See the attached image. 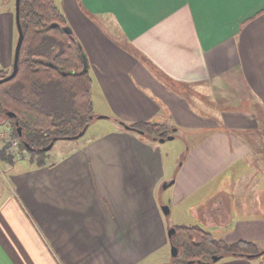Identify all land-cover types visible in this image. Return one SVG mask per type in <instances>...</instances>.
<instances>
[{
  "label": "crops",
  "instance_id": "0c3cea01",
  "mask_svg": "<svg viewBox=\"0 0 264 264\" xmlns=\"http://www.w3.org/2000/svg\"><path fill=\"white\" fill-rule=\"evenodd\" d=\"M2 1L0 70H9L18 31ZM56 3L89 59L94 108L114 125L45 166L21 159L0 170V264H175L166 205L179 226L263 251L264 122L241 106L247 91L264 109V0ZM203 88L227 102L198 110L189 89ZM118 121L189 138L171 155L169 140Z\"/></svg>",
  "mask_w": 264,
  "mask_h": 264
},
{
  "label": "trees",
  "instance_id": "16d2710c",
  "mask_svg": "<svg viewBox=\"0 0 264 264\" xmlns=\"http://www.w3.org/2000/svg\"><path fill=\"white\" fill-rule=\"evenodd\" d=\"M21 24L24 40L19 69L12 80L0 84V118L4 116L11 123L13 137L20 141V147L30 153L32 162L42 167L48 160V152L43 148L54 138L74 137L96 119L93 80L89 72L81 73V44L64 31L69 24L56 0H21ZM7 74L6 70H0V79ZM8 113H14L15 117H9ZM127 126L132 128L130 131L142 132L141 136L155 140L172 135L161 124L141 122ZM18 127L22 128V136ZM0 159L15 161L7 149L0 152ZM175 229L172 244L178 247L176 258L182 264L191 261L212 264L215 256L248 257L259 253H262L260 264H264V250L260 251L252 242L228 243L198 226Z\"/></svg>",
  "mask_w": 264,
  "mask_h": 264
},
{
  "label": "rangeland",
  "instance_id": "374dc122",
  "mask_svg": "<svg viewBox=\"0 0 264 264\" xmlns=\"http://www.w3.org/2000/svg\"><path fill=\"white\" fill-rule=\"evenodd\" d=\"M8 0H4L2 1L3 3L1 4V7L4 6L5 2ZM8 9H12L13 11H15V6H16V0H11L10 3L8 4ZM17 40H18V34H17ZM6 72H8V76L11 74L12 72V68L9 70H6ZM189 92L191 93V97L197 98L196 102L198 105V110L201 111H207L210 112L211 110H217V108H219V106H223V104H225L227 102V93H221L218 92V90H212L210 91L209 88H203V89H199L197 92L195 89H189ZM94 94V98L96 96L95 92H93ZM245 97H246V102L244 103L243 106H241V108H247L248 104H252L254 107H257V111L259 113V116L257 117L259 121L264 122V109L257 105V99L256 98H251L250 94L245 91ZM230 97V96H229ZM93 95H92V100L94 99ZM96 99V98H95ZM230 100V99H229ZM202 103V105H201ZM93 104H94V100H93ZM220 106V107H221ZM236 107V105H235ZM262 110H261V109ZM237 109V108H236ZM94 113L96 115H104L102 113H100L99 109L94 108ZM109 125H114L113 122H111L110 120H105V119H95L91 122L87 133L85 134V136H83L82 138L78 139V140H68V139H61L56 141V143L54 144L53 148L48 151V157L50 155V157L52 159L57 158L62 152H67L69 149L71 150L73 148V146L75 145L74 143H77L79 140L81 141L82 139L86 140L89 137H92V135L98 130L101 129L102 127H109ZM13 128L12 125L9 121H6V118L3 116H1L0 118V152L3 149H7V153H9V155L11 157L14 158V160H23V159H27L30 160L31 156L30 153L26 150H23L20 147V141L16 138L13 137ZM264 133V132H263ZM189 137L187 136V133L180 130L178 133V136L176 137V139L171 140V141H167V144L165 146H163L165 149H167V151L169 152V154H173V150H178L182 147L184 148V141L185 139H188ZM183 143H182V142ZM182 143V145H181ZM185 147H189L188 143ZM45 148V147H44ZM14 161V162H15ZM183 161V159L181 160ZM180 161V163H181ZM13 163H9L7 161H3L0 159V170H3V168L6 169V165H11ZM164 187V184H163ZM170 190V188L166 189ZM166 207L169 208L170 207L166 205ZM166 217H168V221L170 223V229L175 228L177 226H179V223H176V216L175 213H169ZM191 227L190 225H186ZM169 229V230H170ZM172 250V248H171ZM172 254V251H171ZM172 259L174 261L175 264H182L183 261H179L177 260V258L172 256ZM253 263L254 264H260L261 263V257H254L253 258Z\"/></svg>",
  "mask_w": 264,
  "mask_h": 264
},
{
  "label": "water",
  "instance_id": "95a60500",
  "mask_svg": "<svg viewBox=\"0 0 264 264\" xmlns=\"http://www.w3.org/2000/svg\"><path fill=\"white\" fill-rule=\"evenodd\" d=\"M15 18H16V27H17V31H18V40H17V44H16V47H15V56H14V63H13V68H12V72L9 76L5 77V78H2L0 79V84H3L5 82H8L10 80H12L16 75H17V72H18V69H19V58H20V51H21V47H22V44H23V40H24V33H23V28H22V24H21V0H16V9H15ZM53 28L57 27L56 25H52ZM64 31L67 33V34H70V35H74V32L72 30V28L70 26H67L64 28ZM80 48V51H81V57H82V61H83V70L81 73L85 74L87 72H89V68H90V64H89V59L85 53V51L83 50V47L80 45L79 46ZM8 116L9 117H15V114L14 113H8ZM109 117L107 116H104V115H99L96 117V119H108ZM125 128L127 130H132L131 127L129 126H125ZM18 133L20 136H22V128L21 127H18ZM87 130H88V126H86L78 135L74 136V137H69L67 138L68 140H78L80 138H82L83 136H85V134L87 133ZM139 134H142V132H139ZM174 135H170L168 136L167 138H162L160 139V142H165L166 140H174ZM57 138H54L53 141L48 145L46 146L45 148H43V151L45 152H48L50 151L54 144L56 143ZM172 185V183H169V184H165L164 187L167 188L168 186ZM163 211L166 215H168L170 213V210L168 207H163ZM176 229L175 228H172L168 231V235H169V238H173L175 235H176ZM172 256L173 257H177L178 254H179V249L177 246L175 245H172ZM262 253H259L258 255H250L248 256V258H254V257H258L260 256ZM221 256H215L213 257V262H218L219 260H221ZM195 262H190V264H194Z\"/></svg>",
  "mask_w": 264,
  "mask_h": 264
},
{
  "label": "flooded vegetation",
  "instance_id": "af4514ba",
  "mask_svg": "<svg viewBox=\"0 0 264 264\" xmlns=\"http://www.w3.org/2000/svg\"><path fill=\"white\" fill-rule=\"evenodd\" d=\"M16 7V6H15ZM16 9V8H15ZM257 255V254H256ZM228 257V256H227ZM222 258H224V257H222ZM221 258V259H222ZM191 262H193V261H191ZM195 263L194 264H200V263H198V262H196V261H194ZM189 264H190V262H189Z\"/></svg>",
  "mask_w": 264,
  "mask_h": 264
}]
</instances>
